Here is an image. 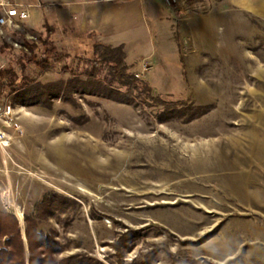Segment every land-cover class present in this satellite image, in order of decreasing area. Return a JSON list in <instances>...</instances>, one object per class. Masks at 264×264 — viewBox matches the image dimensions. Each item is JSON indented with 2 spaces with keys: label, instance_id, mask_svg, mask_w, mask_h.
Returning <instances> with one entry per match:
<instances>
[{
  "label": "rangeland",
  "instance_id": "1",
  "mask_svg": "<svg viewBox=\"0 0 264 264\" xmlns=\"http://www.w3.org/2000/svg\"><path fill=\"white\" fill-rule=\"evenodd\" d=\"M204 1L173 6L196 18L173 24L178 48L130 71L169 113L139 90L136 106L66 95L92 44L0 36V213L55 235L57 264H264V19Z\"/></svg>",
  "mask_w": 264,
  "mask_h": 264
},
{
  "label": "crops",
  "instance_id": "2",
  "mask_svg": "<svg viewBox=\"0 0 264 264\" xmlns=\"http://www.w3.org/2000/svg\"><path fill=\"white\" fill-rule=\"evenodd\" d=\"M26 6L29 20L20 30L36 38L51 30L77 46L100 44L123 47L130 71H141V62H154L161 52L178 48L173 37L176 21H194V16L168 5L166 0H9ZM188 0H178V5ZM238 8L264 19V0H205L208 5ZM23 29V30H21ZM6 32V30H5Z\"/></svg>",
  "mask_w": 264,
  "mask_h": 264
},
{
  "label": "trees",
  "instance_id": "3",
  "mask_svg": "<svg viewBox=\"0 0 264 264\" xmlns=\"http://www.w3.org/2000/svg\"><path fill=\"white\" fill-rule=\"evenodd\" d=\"M204 0H188L189 4L201 3ZM50 30L47 39L52 35ZM47 46L46 41L42 42V47ZM26 48L31 52L35 51L37 47L35 45L26 44ZM95 59L87 62V65L82 68V72L79 74L77 71L72 72L76 78L74 81L66 83V95L72 94L85 95V92L98 94L99 97L108 99L120 104L136 106V97L134 93L139 90L141 95L145 98L164 103L169 106L167 113L172 109V104L162 102L161 99L154 98L152 96V89L150 85L140 80L130 73V66L126 62V54L123 47H110L100 44L93 45ZM47 54V53H46ZM32 60V59H31ZM30 62L37 68H41L42 63L34 61ZM106 72V75H104ZM83 77L86 82H80L76 79ZM25 73L21 70V76L17 72L10 73L9 87L15 86L18 82L23 84L25 81ZM35 79L32 83H35ZM28 87L27 84L24 85ZM52 87H57L52 86ZM123 88L126 90L123 91ZM47 89V88H46ZM49 89V88H48ZM48 89L38 96L37 92L32 95L41 100L47 101L50 93ZM49 93V94H48ZM174 108V107H173ZM61 200L55 196L53 198L46 197L39 207H37L38 218L45 219L48 216H55L58 207L56 203ZM26 238L29 246V264H57L54 259L55 254H61L66 250L65 247L60 246L56 242V236L51 234H45L38 229V223L32 217H26ZM134 237L124 240L125 243L133 240ZM122 242V243H124ZM149 257V256H148ZM76 258H70L67 262L74 261ZM0 264H27L25 245L23 243L21 230L18 223L13 216H7L3 212L0 213ZM60 264H66L61 262Z\"/></svg>",
  "mask_w": 264,
  "mask_h": 264
},
{
  "label": "built area",
  "instance_id": "4",
  "mask_svg": "<svg viewBox=\"0 0 264 264\" xmlns=\"http://www.w3.org/2000/svg\"><path fill=\"white\" fill-rule=\"evenodd\" d=\"M168 5L175 6L178 0H166ZM30 16L26 6L9 0H0V36L5 37L6 29H18ZM138 78L139 76L136 75Z\"/></svg>",
  "mask_w": 264,
  "mask_h": 264
},
{
  "label": "bare ground",
  "instance_id": "5",
  "mask_svg": "<svg viewBox=\"0 0 264 264\" xmlns=\"http://www.w3.org/2000/svg\"><path fill=\"white\" fill-rule=\"evenodd\" d=\"M3 140V138H1V135H0V142ZM7 144H9L8 142H7ZM71 162H72V160H71ZM68 166V165H67ZM20 219H21V222L23 221V218H22V216L20 215Z\"/></svg>",
  "mask_w": 264,
  "mask_h": 264
},
{
  "label": "water",
  "instance_id": "6",
  "mask_svg": "<svg viewBox=\"0 0 264 264\" xmlns=\"http://www.w3.org/2000/svg\"><path fill=\"white\" fill-rule=\"evenodd\" d=\"M22 234H23V239H25V241H27V240H26V234H25V230L23 231V233H22Z\"/></svg>",
  "mask_w": 264,
  "mask_h": 264
}]
</instances>
